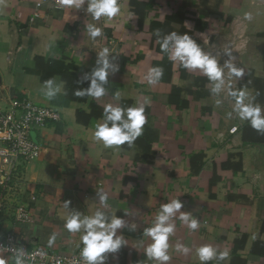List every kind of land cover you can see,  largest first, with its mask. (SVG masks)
<instances>
[{
	"label": "crops",
	"instance_id": "obj_1",
	"mask_svg": "<svg viewBox=\"0 0 264 264\" xmlns=\"http://www.w3.org/2000/svg\"><path fill=\"white\" fill-rule=\"evenodd\" d=\"M118 3L116 16L94 20L86 3L69 9L55 0H0V108L11 99L28 97L59 113L57 121L31 131L40 154L17 166L0 213V235L9 232L27 248L41 246L69 255L82 247L83 230L72 233L64 227L68 214L92 216L99 209L123 218L127 225L117 230L126 244L116 253H106L105 264H156L144 254L151 239L143 232L162 204L178 198L181 211L190 212L199 227L189 230L179 214L173 218L167 264H201L195 249L203 245L229 253L226 260L207 264H264V144L244 142L247 120L233 111L235 99L228 95L229 87L244 90L245 103L259 104L254 87L239 83L250 72L264 79V0ZM246 13L251 19H245ZM86 24L100 27L102 35L90 37ZM184 30L221 65L229 51L244 76H229L225 69V88L213 94L206 76L170 60L157 43V33L162 38ZM104 48L109 50V63L118 65L114 73L108 69L105 95L72 97L73 81H83L99 66L97 53ZM69 63L76 65L75 79L66 84L61 73L68 76ZM151 67L163 70L155 84L145 79ZM50 78L61 88L51 99L44 88ZM145 98L149 103L143 130L155 136L147 151L105 147L94 137L103 118L92 117L87 124L77 120L78 111L91 112L92 101L102 108L111 104L126 109L138 107ZM259 105L264 114V104ZM233 126L237 130L230 133ZM233 153L241 157L237 172L222 168ZM97 191L107 193V207L101 206ZM65 201H70L69 208ZM17 206L26 208L32 219L18 221ZM177 244L191 251L178 252Z\"/></svg>",
	"mask_w": 264,
	"mask_h": 264
},
{
	"label": "clouds",
	"instance_id": "obj_2",
	"mask_svg": "<svg viewBox=\"0 0 264 264\" xmlns=\"http://www.w3.org/2000/svg\"><path fill=\"white\" fill-rule=\"evenodd\" d=\"M61 7L69 9H80L85 3L87 4L86 12L89 13L94 20L101 17H114L120 12V4L118 0H57ZM129 13V17L133 16ZM245 19H251V14L246 13ZM86 31L90 37L95 38L102 35V29L94 24H86ZM157 43L164 52L168 53L169 59L177 61L185 69L199 70L211 82L210 91L213 94H219L222 88H225V69L229 76L242 78L244 70L236 67L234 57L229 51H225L229 59L221 65L218 59L210 53L204 52L197 42L187 33L177 34L171 32L162 38L157 33ZM109 50L102 49L97 53L95 67L90 74L83 76V81H89L87 88H78L74 91L76 96H91L99 98L105 95V84L108 83L109 71L116 72L118 65L109 63ZM163 74L160 67H151L145 77L149 84H155L159 81ZM82 82V81H80ZM46 89L45 95L51 99L60 92V85L50 78L44 82ZM228 95L235 99L233 111L236 112L241 120H247L250 126L258 131L264 132V114L259 104H253L248 99V93L244 90L228 89ZM149 103L145 98L144 103L138 107L122 108L111 104L105 105L103 110V122L96 125L94 137L96 140L102 141L105 147L113 145H132L137 138L143 133V125L146 123L144 116L145 105ZM220 103L219 100L216 101ZM231 114L229 113V116ZM97 197L102 207H107V193L97 191ZM64 207L69 208L70 201H65ZM182 202L176 198L170 202L161 205L156 215L155 221L150 227L144 229L143 235L151 239L144 248V254L149 260L156 261V264H167L170 256L167 254L169 248L168 239L174 232L175 225L173 218L179 214V220L189 230H196L199 227L197 219L193 218L190 212H182ZM125 220L116 215H107L104 211L97 209L92 216H83L79 211H71L65 221L64 227L72 233L80 232L82 247L80 248V257L84 264H105L106 253H116L126 241L122 234L118 235L117 230L126 227ZM135 230V225L131 226ZM143 243V242H141ZM176 250L187 255L191 249L183 244H177ZM23 250L17 251L15 256V264H23ZM195 255L201 264H207L210 260L223 261L229 256L228 251H218L211 245H203L195 249ZM0 264H5L0 259Z\"/></svg>",
	"mask_w": 264,
	"mask_h": 264
},
{
	"label": "built area",
	"instance_id": "obj_3",
	"mask_svg": "<svg viewBox=\"0 0 264 264\" xmlns=\"http://www.w3.org/2000/svg\"><path fill=\"white\" fill-rule=\"evenodd\" d=\"M57 4V0H55ZM59 113L50 106L40 105L21 97L11 99L6 108H0V213L6 206V193L15 180V172L21 161L29 162L40 154V144L31 137L33 129H39L49 121H57ZM237 130L230 128V133ZM15 217L18 221H30L29 211L17 206ZM22 249L23 264H84L80 249L69 255L54 253L46 247L27 248L12 233L0 235V259L5 264H15L17 251Z\"/></svg>",
	"mask_w": 264,
	"mask_h": 264
},
{
	"label": "trees",
	"instance_id": "obj_4",
	"mask_svg": "<svg viewBox=\"0 0 264 264\" xmlns=\"http://www.w3.org/2000/svg\"><path fill=\"white\" fill-rule=\"evenodd\" d=\"M187 33L191 36L190 31L184 30L182 32ZM264 59V58H263ZM68 68V76H65V73H61V78L64 79L66 84L70 83L69 79L74 78L75 79V71H76V65L73 63H69L67 65ZM66 78V79H65ZM73 83H76L75 87H72L71 93L72 97L79 98L81 100H86L87 96H76L74 95V91L78 88H87L89 86L88 83L80 82L79 80L73 81ZM240 86H253L255 89L254 93V101L259 104H264V79L260 77H254L253 73H249L248 76L239 83ZM90 109L91 112L89 114L84 113V111H78L77 112V120L83 124H87L89 120L92 117L96 118H103V110L104 108L98 106L94 101L90 103ZM243 133V139L244 142L251 143V144H264V132H258L254 130L250 123L247 121V123L244 125L242 129ZM155 136L153 131H149L148 129H144L142 135L136 139V141L132 145L124 144L122 147L126 149H130L133 147L139 148L142 151H147L151 149L152 143L154 142ZM139 161V157L136 156V162ZM222 168L225 169H231L234 172L240 171L242 169V163H241V157L240 154H231L229 155L228 159L222 163ZM212 182H215V178L212 179ZM244 238L242 239V241ZM261 246H263V243H259ZM253 251H255V248H253Z\"/></svg>",
	"mask_w": 264,
	"mask_h": 264
}]
</instances>
